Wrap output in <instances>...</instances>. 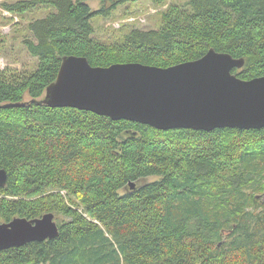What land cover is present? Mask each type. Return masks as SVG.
Here are the masks:
<instances>
[{
  "label": "trees",
  "instance_id": "trees-1",
  "mask_svg": "<svg viewBox=\"0 0 264 264\" xmlns=\"http://www.w3.org/2000/svg\"><path fill=\"white\" fill-rule=\"evenodd\" d=\"M100 1L5 4L47 13L24 38L35 68L0 65V102H27L0 108V222L65 219L54 238L0 250V264H264V128L161 130L32 101L71 54L167 67L215 48L245 58L238 76H262L264 0L172 2L158 27L126 26L111 40L95 36L94 18L138 0Z\"/></svg>",
  "mask_w": 264,
  "mask_h": 264
},
{
  "label": "water",
  "instance_id": "water-1",
  "mask_svg": "<svg viewBox=\"0 0 264 264\" xmlns=\"http://www.w3.org/2000/svg\"><path fill=\"white\" fill-rule=\"evenodd\" d=\"M245 58L215 48L202 57L167 67L142 62L92 65L86 56L65 55L56 80L41 99L50 107H73L151 125L161 130L264 128V75L244 79L233 72ZM27 102L1 103L0 108ZM8 173L0 168V185ZM131 188L136 187L132 182ZM53 212L0 222V250L59 235Z\"/></svg>",
  "mask_w": 264,
  "mask_h": 264
},
{
  "label": "rangeland",
  "instance_id": "rangeland-1",
  "mask_svg": "<svg viewBox=\"0 0 264 264\" xmlns=\"http://www.w3.org/2000/svg\"><path fill=\"white\" fill-rule=\"evenodd\" d=\"M18 0H0V65L1 67H13L18 69H34L37 59L32 56L24 44V38L29 37L28 23L34 17L45 15L43 8L27 14L19 15L9 11L5 4ZM187 0H166L163 4H157L153 0H138L124 3L111 12L108 17L94 18L95 36L104 39H115L119 30L126 26L143 28L158 27L161 23L160 13L172 2L180 4ZM93 10L102 6L100 0H88ZM150 176L147 181L157 179ZM54 213V212H53ZM58 224L65 219L61 214L54 213Z\"/></svg>",
  "mask_w": 264,
  "mask_h": 264
}]
</instances>
